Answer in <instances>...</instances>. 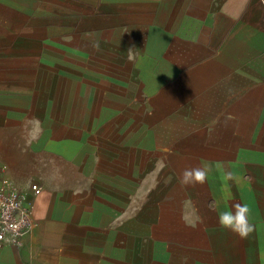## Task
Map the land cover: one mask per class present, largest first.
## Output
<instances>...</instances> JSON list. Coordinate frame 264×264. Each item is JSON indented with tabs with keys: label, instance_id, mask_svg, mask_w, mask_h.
I'll use <instances>...</instances> for the list:
<instances>
[{
	"label": "crops",
	"instance_id": "0c3cea01",
	"mask_svg": "<svg viewBox=\"0 0 264 264\" xmlns=\"http://www.w3.org/2000/svg\"><path fill=\"white\" fill-rule=\"evenodd\" d=\"M0 178V264H264V0H0Z\"/></svg>",
	"mask_w": 264,
	"mask_h": 264
},
{
	"label": "built area",
	"instance_id": "2783aa9c",
	"mask_svg": "<svg viewBox=\"0 0 264 264\" xmlns=\"http://www.w3.org/2000/svg\"><path fill=\"white\" fill-rule=\"evenodd\" d=\"M30 190L38 195L41 188L32 184ZM30 210L26 194L0 178V249L4 245L19 247L22 244V238L31 226Z\"/></svg>",
	"mask_w": 264,
	"mask_h": 264
},
{
	"label": "clouds",
	"instance_id": "9594fccd",
	"mask_svg": "<svg viewBox=\"0 0 264 264\" xmlns=\"http://www.w3.org/2000/svg\"><path fill=\"white\" fill-rule=\"evenodd\" d=\"M208 170L203 167H195L185 169L182 173L181 184L183 186L203 185L206 182ZM228 179H231L232 174L226 173ZM221 202L226 203L227 207L218 215L219 226L237 236L240 239L248 238L254 232V224L250 221V209L247 204H242L234 200L229 189L225 188L221 197ZM210 207H219V204L214 203Z\"/></svg>",
	"mask_w": 264,
	"mask_h": 264
}]
</instances>
